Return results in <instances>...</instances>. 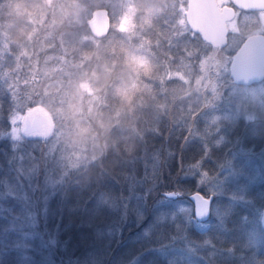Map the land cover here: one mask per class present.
Returning a JSON list of instances; mask_svg holds the SVG:
<instances>
[{
	"label": "trees",
	"instance_id": "1",
	"mask_svg": "<svg viewBox=\"0 0 264 264\" xmlns=\"http://www.w3.org/2000/svg\"><path fill=\"white\" fill-rule=\"evenodd\" d=\"M159 21L163 22L164 18L161 16ZM170 27L166 23L165 36L156 30L148 31L144 37L150 40L146 43L137 37L127 39L119 35L112 38L111 30L99 38L103 41L112 38L114 59L111 60L117 63L116 69L98 87V98L92 107L94 117L89 115L104 152L85 172L72 175L66 199L62 201L60 196L53 199L47 222L40 221L41 228L51 233L59 225L56 252L73 264H136L139 256H142L140 264H162L154 254H145L146 244L136 242L139 229L131 213L124 225L119 212L110 211L106 204L110 206L125 198L129 187H135L137 178L146 168L148 180L159 181L149 201V215L161 191L178 190L183 193L179 199L192 205V193L206 196L194 180L183 181L182 170L176 168L174 152L178 139L174 136L183 135L185 129L196 133L197 139L213 145V154L217 156H226L229 150L241 145L245 149L263 146L264 98L262 105L246 100L243 95L226 98L225 94L243 87L234 83L230 73L220 78L209 70L214 57L218 55V60L227 58L230 61L228 57L233 52L214 48L199 35L190 39L187 51L184 41L178 42ZM70 30L76 31L77 38L92 34L88 22ZM73 52L94 54L97 48L91 41H85L77 44ZM182 68L185 69L184 78L176 77L175 73ZM221 89L225 92L219 100L216 93ZM0 103L5 113L16 104L3 82H0ZM229 110L233 115L236 113V119L233 122L225 119L226 131L223 128L210 133L206 125L214 130L211 119ZM253 110L257 112L256 118L246 120L245 112ZM4 150L10 154L11 149L3 143L0 152ZM198 153L196 145L184 152L185 168ZM97 207L100 213L94 215ZM73 208L75 211L70 210ZM7 222L0 219V264H19L18 251L11 250L14 235L7 232ZM121 226L122 235L107 234L109 227Z\"/></svg>",
	"mask_w": 264,
	"mask_h": 264
},
{
	"label": "rangeland",
	"instance_id": "2",
	"mask_svg": "<svg viewBox=\"0 0 264 264\" xmlns=\"http://www.w3.org/2000/svg\"><path fill=\"white\" fill-rule=\"evenodd\" d=\"M88 1L0 0V82L7 84L16 101L6 113L0 103V145L4 143L11 149L9 155L6 150L0 152V165L3 166L0 176L11 171L8 167L9 157L23 156L26 170L46 171L49 182L63 184L66 193L72 175L85 172L104 152L98 130L92 125L89 115L94 117L92 107L98 98V87L116 69V61L111 60L114 59L112 38L119 35L127 39L137 37L140 42L146 43L150 40L144 37L148 31L156 30L164 35L168 23L173 36L178 38L175 39L184 41L189 51L190 39L196 36L185 19L187 0H145L148 3H143V0ZM218 2L223 6L230 3L235 5L233 0ZM99 8L108 13L112 38L103 41L92 34L77 38L76 31L70 29L87 23ZM237 9V18L231 24L233 35L226 48L227 52L233 53L250 32L264 30V11ZM161 16L163 22L159 21ZM85 41H91L97 52L75 54L73 50L77 44ZM217 57H214L209 70L222 78L230 73L232 56L228 57L230 61L227 58L220 61ZM184 71L182 68L175 76L184 78ZM241 87L225 94L226 98L243 95L246 100L262 105L264 81ZM224 92L225 89L218 90L217 99L221 100ZM255 112L246 111L245 119L256 118ZM37 113L47 117V126L32 134H25L27 120L33 121ZM236 116L229 110L211 119L215 124L214 130L210 129L209 124L206 127L210 133L220 132L223 128L226 131L225 119L233 122ZM262 145L260 149H249L259 154L264 151V143ZM253 167L257 178L253 192L260 194L264 192V183L261 182L264 162L257 157ZM194 172L195 169L192 174ZM197 186L208 195L205 185ZM15 191L20 193L22 189L17 186ZM179 193L182 197L183 193ZM183 202L189 213L194 211V205ZM0 204L12 214L20 212L16 200H0ZM2 220L9 222L11 215L7 220ZM37 232L39 235L31 241L27 258L18 251L19 264L74 263L58 254L55 246L47 244L50 231L43 230L39 224ZM15 239V236L11 238V244Z\"/></svg>",
	"mask_w": 264,
	"mask_h": 264
},
{
	"label": "snow or ice",
	"instance_id": "3",
	"mask_svg": "<svg viewBox=\"0 0 264 264\" xmlns=\"http://www.w3.org/2000/svg\"><path fill=\"white\" fill-rule=\"evenodd\" d=\"M174 138L178 139L174 159L177 170H182L181 179L206 186L208 195L198 194L200 206L189 213L187 205L178 198L180 193L175 189L166 190L159 193L149 215V201L159 181L148 180L147 168L137 178L135 187H129L125 198L106 206L110 211L119 212L124 225L131 213L139 229L136 242L146 244L145 254H154L162 264H264V192H253L257 179L253 161L259 157L264 162V151L257 154L254 149L245 150L241 145L229 150L226 156H217L213 154V145L197 139L196 133L187 129ZM193 145L199 153L185 168L184 152ZM8 160L11 171L0 176V200H16L20 212L12 214L0 204V219L7 220L11 215L6 228L16 237L11 250L20 251L27 258L31 241L39 235L41 219L47 222L51 201L57 196L62 201L66 199L65 187L50 183L46 171L26 170L23 156ZM0 171H3L2 165ZM261 182L264 183V167ZM17 186L22 189L20 193L15 191ZM99 213V207L94 209V215ZM113 233L122 235L123 227H109L107 234ZM58 234L59 225L48 235L47 244L54 247ZM141 259L139 256L136 264Z\"/></svg>",
	"mask_w": 264,
	"mask_h": 264
},
{
	"label": "water",
	"instance_id": "4",
	"mask_svg": "<svg viewBox=\"0 0 264 264\" xmlns=\"http://www.w3.org/2000/svg\"><path fill=\"white\" fill-rule=\"evenodd\" d=\"M235 6L247 11H264V0H233ZM236 18L235 7L218 5L217 0H187L185 19L190 30L214 48L225 47L228 41V23ZM88 26L95 38L104 37L110 31V18L106 10L94 11ZM230 76L239 86H252L264 81V34L250 35L235 53ZM47 126V117L37 113L33 121L27 120L25 134H32ZM200 192H194L190 199L194 210L201 204ZM204 196V195H203Z\"/></svg>",
	"mask_w": 264,
	"mask_h": 264
},
{
	"label": "flooded vegetation",
	"instance_id": "5",
	"mask_svg": "<svg viewBox=\"0 0 264 264\" xmlns=\"http://www.w3.org/2000/svg\"><path fill=\"white\" fill-rule=\"evenodd\" d=\"M217 2H218V0H217ZM218 5H219V2H218ZM220 6V8L221 9H223V8H225V7H235V5H233L232 3H230V4H227V5H219ZM235 9H236V18H237V13H238V9H237V6L235 7ZM245 11H247V10H245ZM236 18H235V20H236ZM234 20V21H235ZM234 21H232V22H229L228 23V30H229V33H228V41H227V45L225 46V47H219V48H227V46L230 44V39H231V36L233 35V31H232V28H231V24L234 22ZM253 34H264V30L262 31H252V32H250L245 38H244V41H243V43L246 41V39L250 36V35H253ZM243 43L239 46V48L233 53V55H232V59H233V57H234V55H235V53L240 49V47L243 45ZM231 62H232V60H231ZM252 86H254V85H252Z\"/></svg>",
	"mask_w": 264,
	"mask_h": 264
}]
</instances>
